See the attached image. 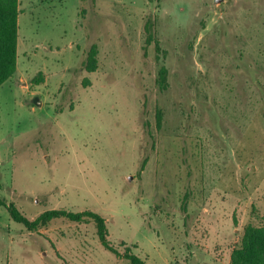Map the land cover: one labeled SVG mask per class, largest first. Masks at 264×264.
Listing matches in <instances>:
<instances>
[{
	"label": "rangeland",
	"instance_id": "rangeland-1",
	"mask_svg": "<svg viewBox=\"0 0 264 264\" xmlns=\"http://www.w3.org/2000/svg\"><path fill=\"white\" fill-rule=\"evenodd\" d=\"M18 1L0 199L95 211L145 264H230L264 225V0ZM0 264L130 263L92 221L0 205Z\"/></svg>",
	"mask_w": 264,
	"mask_h": 264
},
{
	"label": "trees",
	"instance_id": "trees-1",
	"mask_svg": "<svg viewBox=\"0 0 264 264\" xmlns=\"http://www.w3.org/2000/svg\"><path fill=\"white\" fill-rule=\"evenodd\" d=\"M18 4V0H0V85L13 75L17 67ZM95 54L96 48L92 45L84 61V66L88 71L96 68ZM164 69L162 67L158 78L161 85L164 84ZM156 118L160 125L161 111L159 109ZM0 205L7 208L13 220L22 223L29 230L47 226L52 219L59 217L76 222L92 221L98 238L106 249L126 259L130 264H145L144 260L133 253L130 247H127L124 253H120L114 245L110 244L107 238L108 229L105 218L95 211L51 208L29 219L13 203H5L0 199ZM230 264H264V225L254 226L249 223L244 227L240 243L231 254Z\"/></svg>",
	"mask_w": 264,
	"mask_h": 264
},
{
	"label": "water",
	"instance_id": "water-1",
	"mask_svg": "<svg viewBox=\"0 0 264 264\" xmlns=\"http://www.w3.org/2000/svg\"><path fill=\"white\" fill-rule=\"evenodd\" d=\"M129 178H131V177H129Z\"/></svg>",
	"mask_w": 264,
	"mask_h": 264
}]
</instances>
